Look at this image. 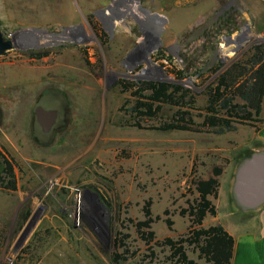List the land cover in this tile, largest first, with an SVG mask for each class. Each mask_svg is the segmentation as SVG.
I'll return each mask as SVG.
<instances>
[{
	"label": "rangeland",
	"instance_id": "1",
	"mask_svg": "<svg viewBox=\"0 0 264 264\" xmlns=\"http://www.w3.org/2000/svg\"><path fill=\"white\" fill-rule=\"evenodd\" d=\"M136 1L162 16L159 29L131 0H0L3 33L16 43L0 55V149L18 182L0 185V264H211L199 233L217 214L195 222L197 182L236 164L255 128L162 130L178 106L141 115L134 93L150 81L180 84L201 124L218 74L264 46V0ZM51 89L65 94L69 122L41 142L33 108ZM147 207L152 222L139 229Z\"/></svg>",
	"mask_w": 264,
	"mask_h": 264
},
{
	"label": "trees",
	"instance_id": "2",
	"mask_svg": "<svg viewBox=\"0 0 264 264\" xmlns=\"http://www.w3.org/2000/svg\"><path fill=\"white\" fill-rule=\"evenodd\" d=\"M47 54V52L33 51L29 56L40 59ZM86 60L90 63L87 57ZM183 77H185L183 71H176L177 79ZM120 84L126 89L130 88L123 81ZM134 94L138 96L134 109L141 115L157 116L164 103L178 106L171 122L164 123L159 127L162 130L174 129L225 134L237 130L238 125L242 124L253 126L255 130H258L264 122L260 118L264 101V46L256 45L246 60L237 61L218 74L216 82L207 89V105L204 108V119L201 124H197L193 119L192 110L196 102L195 96L180 84L145 82L136 89ZM137 125L142 126L140 122H137ZM250 151L248 149L243 155ZM0 164V185L16 190L18 182L15 164L13 159L2 149H0ZM223 170V168H215L213 177L197 182L200 199L190 212L196 216L195 222L198 224H201L208 214L213 216L217 214V207L208 196L217 193L219 176ZM145 214L147 220L139 222V229L149 227L152 222L149 207L145 209ZM142 234L144 235V233ZM201 234L205 236L202 252L209 262L211 264H230L234 253L235 239L224 226L220 223L212 225L201 231L199 235ZM150 236L153 238L154 233L151 232ZM168 241L175 245L173 240L168 239ZM176 252L181 253L182 257L187 259L182 247L177 248ZM189 263L192 264V261Z\"/></svg>",
	"mask_w": 264,
	"mask_h": 264
},
{
	"label": "crops",
	"instance_id": "3",
	"mask_svg": "<svg viewBox=\"0 0 264 264\" xmlns=\"http://www.w3.org/2000/svg\"><path fill=\"white\" fill-rule=\"evenodd\" d=\"M260 118L264 120V101ZM250 150L264 149V122L258 130L253 129ZM252 145V146H251ZM246 155V154H245ZM241 156L236 164L226 167L220 176V193L216 201V224L220 223L234 237V253L230 264H264V205L255 211H241L236 207L238 215L233 216V210L227 209L226 204H232L231 196L235 172L238 164L245 156ZM223 211L226 216H222Z\"/></svg>",
	"mask_w": 264,
	"mask_h": 264
},
{
	"label": "water",
	"instance_id": "4",
	"mask_svg": "<svg viewBox=\"0 0 264 264\" xmlns=\"http://www.w3.org/2000/svg\"><path fill=\"white\" fill-rule=\"evenodd\" d=\"M15 46V40L4 35L0 19V55ZM46 95L59 98L60 102L50 109H35L37 123L45 131L44 138L38 136L41 142L53 138V128L57 120L62 118V112L69 104L64 93L51 89ZM231 200L241 211H255L264 205V149L248 152L238 164Z\"/></svg>",
	"mask_w": 264,
	"mask_h": 264
},
{
	"label": "flooded vegetation",
	"instance_id": "5",
	"mask_svg": "<svg viewBox=\"0 0 264 264\" xmlns=\"http://www.w3.org/2000/svg\"><path fill=\"white\" fill-rule=\"evenodd\" d=\"M59 102H60L59 98H55V97L51 98L50 96L46 94L38 98L33 108V127L35 130V134L37 136L44 138L45 131L37 123L35 109H39V110L50 109V108H53L55 105L59 104ZM68 116H69V111H68V108L66 107L64 111L62 112V118L60 120H57V123L55 124L53 128L54 135L60 133V131L63 130V127L67 125V123L69 122Z\"/></svg>",
	"mask_w": 264,
	"mask_h": 264
},
{
	"label": "bare ground",
	"instance_id": "6",
	"mask_svg": "<svg viewBox=\"0 0 264 264\" xmlns=\"http://www.w3.org/2000/svg\"><path fill=\"white\" fill-rule=\"evenodd\" d=\"M133 8H135L136 13L140 16L145 17L149 21H151L158 29L161 27L162 24V16L153 13L151 10L144 8L140 3L136 0H131Z\"/></svg>",
	"mask_w": 264,
	"mask_h": 264
},
{
	"label": "built area",
	"instance_id": "7",
	"mask_svg": "<svg viewBox=\"0 0 264 264\" xmlns=\"http://www.w3.org/2000/svg\"><path fill=\"white\" fill-rule=\"evenodd\" d=\"M83 207H84V203H83L82 191L80 189H76L75 206L71 213V216L73 217L76 223H79V221H81V212Z\"/></svg>",
	"mask_w": 264,
	"mask_h": 264
}]
</instances>
